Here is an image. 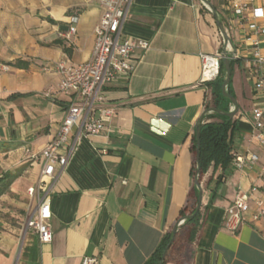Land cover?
Masks as SVG:
<instances>
[{"label": "crops", "instance_id": "0c3cea01", "mask_svg": "<svg viewBox=\"0 0 264 264\" xmlns=\"http://www.w3.org/2000/svg\"><path fill=\"white\" fill-rule=\"evenodd\" d=\"M208 1L216 16L201 0H132L122 34L149 48L134 51L130 75L103 88L110 121L82 136L57 174L49 191L52 240L40 243L31 231L0 234V264H82L85 256L97 264H143L152 255L195 186L191 142L211 93L210 82L200 83L202 55L222 51L217 20L235 53L230 88L238 110L230 150L259 161L237 168L231 160L219 180L221 168L208 169L196 237L164 264H264L259 223L245 221L235 231L223 226L238 193L256 189L247 218L254 197L264 199V144L252 138L254 109L262 111L264 130V63L252 62L255 48L264 56V33L249 28H264V0ZM241 4L246 8L235 13ZM254 8L263 16L255 19ZM100 15L97 0H0V156L12 164L2 171L22 169L10 188L25 177L29 186L35 182L39 163L28 156L54 136L67 106L65 96L44 95L57 87L52 67L91 58Z\"/></svg>", "mask_w": 264, "mask_h": 264}, {"label": "built area", "instance_id": "2783aa9c", "mask_svg": "<svg viewBox=\"0 0 264 264\" xmlns=\"http://www.w3.org/2000/svg\"><path fill=\"white\" fill-rule=\"evenodd\" d=\"M101 10L98 23L94 27V43L92 56L88 61L69 64L59 61L52 68L58 74L57 87L46 90L45 96L58 99L67 98L65 116L59 124L54 136L37 153L29 154L28 158L39 163L38 175L35 182L27 187V196L34 201L31 212L27 215L21 234L31 231L36 234L40 243H49L53 233L50 226L51 209L49 191L58 173L68 164L75 153L82 136L98 134L110 121L113 107L104 93L103 88L113 83L122 75H130L135 68L132 55L136 49L146 51L149 43L144 40L123 36L122 25L132 0H97ZM206 5V4H205ZM246 8V4L234 7L239 14ZM252 15L255 19L263 16L261 8H254ZM75 18H72L74 21ZM255 33H264V28L255 23L249 24ZM73 30V29H71ZM253 44L256 46L257 42ZM227 50L233 52L230 45ZM235 57V53L233 52ZM219 54L202 55V74L200 83L213 81L219 74ZM253 64L264 63V56L257 48L253 51ZM44 69H48L44 67ZM262 80L259 81V84ZM262 111L253 110L252 138L264 144V130L261 121ZM232 163L241 168L246 162L254 164L259 157L251 153L243 157L230 150ZM260 171L264 173V161L260 164ZM250 193L240 192L227 207L223 226L235 231L245 221L259 223L257 231L264 236V199L254 197L255 208L247 218L245 213L249 206L247 201ZM82 264H97L96 257L85 256Z\"/></svg>", "mask_w": 264, "mask_h": 264}, {"label": "trees", "instance_id": "16d2710c", "mask_svg": "<svg viewBox=\"0 0 264 264\" xmlns=\"http://www.w3.org/2000/svg\"><path fill=\"white\" fill-rule=\"evenodd\" d=\"M223 77L224 72L220 61L219 74L213 81L210 82V100L205 104L206 109L209 107H215L222 111H228L230 102L225 96H223L221 91ZM227 92L233 95L230 88V82L227 85ZM206 115L209 120L200 123L199 182L202 181L204 174L210 167L213 169L217 167L221 168L222 172L217 176V180H219L223 176V173L231 166L232 160L230 154V141L235 131V120L224 115H219L215 112H211ZM195 149L196 142L194 135L191 142V152L193 155L191 174L193 177L196 169ZM21 172V168L13 171L5 170L0 172V196L9 190L11 184L21 175ZM204 183L205 181L203 182V185ZM197 192L196 186H193L187 203L180 210V218L193 213L197 201ZM198 219L199 211L192 218L185 219V221L180 225L162 264H164L167 259L171 258L170 256L173 253L177 252L179 256L182 255V250H184L187 245L195 239L199 228ZM170 237L171 231L163 237L160 245L143 264H158L162 251ZM176 263L180 264L178 260H176Z\"/></svg>", "mask_w": 264, "mask_h": 264}, {"label": "water", "instance_id": "95a60500", "mask_svg": "<svg viewBox=\"0 0 264 264\" xmlns=\"http://www.w3.org/2000/svg\"><path fill=\"white\" fill-rule=\"evenodd\" d=\"M201 1L204 4H206L210 8V10L215 14L214 8L212 7L211 3L208 0H201ZM215 16H216V14H215ZM217 25L220 29V32H221V35L223 38V48H222V51L219 53L220 61H221V64L223 67V72H224V77H223L222 84H221V91H222L223 96H225L229 100V102L231 103V106L228 109V111H222V110L217 109L215 107H209L208 109H206L204 111L203 115L207 112H215L219 115H224V116H227L229 118H232L238 110V105H237V101H236L235 97L227 92V85L230 82V63H231V60L234 58V55H233V52L227 50V46L230 45V41H229V38L227 36V33L225 32L224 27L222 26V24L219 20H217ZM203 115L200 117L199 121L197 122V124L195 126L196 169H195V175H194V184H195L197 191H198L195 209H194L192 214L181 217L179 219V221L174 225V227L172 228V231H171V237H170L169 241L167 242V244L165 245V247L162 251V254H161V257H160L158 264H162L163 260L165 259L167 251L169 249V246L171 245V243L175 237L177 227L179 225H181L185 221V219L192 218L199 211L200 206H201L202 186H201V183L198 181V174H199L200 123H201V119H202Z\"/></svg>", "mask_w": 264, "mask_h": 264}, {"label": "rangeland", "instance_id": "374dc122", "mask_svg": "<svg viewBox=\"0 0 264 264\" xmlns=\"http://www.w3.org/2000/svg\"><path fill=\"white\" fill-rule=\"evenodd\" d=\"M12 165L6 158L0 156V172ZM17 167L12 168L13 170ZM30 181L28 177L13 184L3 197L0 196V234L7 232L20 233L21 227L31 212L34 201L26 196V188Z\"/></svg>", "mask_w": 264, "mask_h": 264}]
</instances>
